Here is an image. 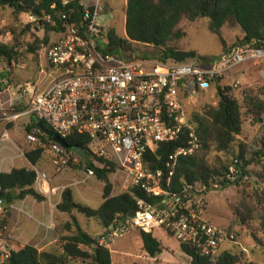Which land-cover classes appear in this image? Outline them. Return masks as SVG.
<instances>
[{"label":"built area","instance_id":"2783aa9c","mask_svg":"<svg viewBox=\"0 0 264 264\" xmlns=\"http://www.w3.org/2000/svg\"><path fill=\"white\" fill-rule=\"evenodd\" d=\"M72 1L64 0L62 6ZM82 3L79 21L72 20V15L63 9L41 15L24 13L36 27L51 29L54 39L42 49L48 71L59 74L44 90L30 82L24 83L19 96L27 99L26 107L0 117V121L30 115L45 121L61 138L71 133L85 135L89 138L86 151L90 159L113 162L125 177L123 188L137 186L160 200L156 205L139 201L135 216H127L111 230L115 236L118 229L121 235L127 227L148 233L162 230L180 245H189L202 257L215 259L220 245L232 241L235 235L204 218V191L222 190L235 181L241 175L238 161L234 160L210 187L202 183H197L198 188L197 184H188L184 191L175 192L161 186L163 170L148 168L145 155L154 152L160 144L178 140L180 133L187 130V146L177 148L165 161L169 187L179 157L191 155L198 148L194 126L186 120L182 98L208 92L215 80L220 84L242 64L264 63V46L235 45L203 63L194 59L165 62L126 56L108 49V27L99 22L97 3ZM0 64H5L1 57ZM13 64L12 60L8 65ZM261 73L264 75V69ZM231 84L236 87L240 81L235 79ZM38 133L39 130L31 129L26 141L32 147L41 146L57 171L79 162L75 149L65 148L53 140L46 145ZM32 170L36 173L34 187L42 194L43 185H48L46 174L34 167ZM85 174L86 177L94 175L93 170L87 169ZM1 193L0 188V249H9L7 242L12 236L5 222L9 211L14 208L30 218L32 215L22 207L6 204ZM6 256L2 254L1 259Z\"/></svg>","mask_w":264,"mask_h":264},{"label":"trees","instance_id":"16d2710c","mask_svg":"<svg viewBox=\"0 0 264 264\" xmlns=\"http://www.w3.org/2000/svg\"><path fill=\"white\" fill-rule=\"evenodd\" d=\"M63 1L0 0V7L11 8L17 16L27 12L41 15L43 12L53 13L56 10L63 9L67 15H72V20L79 21L84 8L82 0H73L64 7L62 6ZM53 5H55L54 9L52 8ZM202 18L208 20V29L218 35L224 47L225 41L221 30L223 25L230 20H233L243 33V36L237 40L235 45L246 47L264 46V0H127L125 7V37H120L116 29L109 26L106 30L107 47L111 51L122 52L124 55L131 57L135 56L134 52L137 50L134 46L150 47L153 49L152 57L165 62L170 61L173 59L175 51L179 50L177 43L185 36V32L179 28V23L182 20L194 22ZM45 29L47 31L51 30L49 27ZM37 40L29 45L31 52L37 51L41 47ZM16 48V44L0 42V57L5 63L10 64L16 57ZM144 53L142 52V56L145 58L147 55ZM214 84L220 91L217 105L207 106L201 111L194 112L188 120L194 126L198 148L191 155L179 157L174 173L170 178L169 187L166 186L168 172L165 170V161L168 155L177 148L187 146V130L184 129L180 133L178 140L160 144L154 152L150 151L145 155L148 168L163 170L161 179L163 188L182 192L188 184L194 186L197 183H202V185L210 187V184L218 176L223 175L228 170V166L234 160L238 161L241 175L228 185H223L224 188L238 185L244 176L248 177L245 166L249 162L244 157L242 147L237 157L226 164L216 158L215 163L217 164L210 165L208 164V156L211 152H216V154H230L233 152L236 136L242 132V110L244 108L254 115L255 120L262 122L264 133V89L257 93V89L254 87V90L244 92L242 104L232 95L231 86L222 87L216 80ZM38 122L42 123V127L38 126ZM31 128L39 130L37 135L44 143L52 139L43 133L42 128L57 134L45 121L39 119L33 121L27 127V130L29 131ZM63 139L71 149H88L89 138L85 135L71 133ZM240 146L243 145L240 144ZM262 149H264V134ZM259 154L264 158L262 151H259ZM24 156L31 165L35 166L43 156V148L34 145L24 151ZM96 160L99 164H96L93 159L85 161L79 158V162L84 165L85 169L93 170L94 176L104 183L102 202L96 208L76 202L72 190L65 188L61 192V199L57 204L59 211L71 212L75 210L88 219L97 220L103 228L109 229L125 220L128 214L137 208L139 201L143 200L151 205L160 202L159 199L150 197L146 191L137 186H132L127 191L112 195V184L109 177L116 169V165L103 158H97ZM35 177L34 170L24 167H15L8 172L0 171L1 195L5 199V203L10 204L14 200L26 196H30L38 202L43 201L45 196L34 189ZM260 177L264 179V173ZM260 189L262 190V187ZM246 195V198H249L251 194ZM243 207L246 208L248 219L245 223L242 220L243 225L241 228L245 232L246 229L254 225V222L258 221L260 229L256 231L253 226L255 234H252V238L257 246L264 249V209L260 214L261 219L258 220L253 217L255 210L252 204L246 202ZM69 224H65L66 230H69ZM75 225L73 233H67L60 237L61 253L39 251L32 245H24L17 250L0 251V264H66L67 260H90L92 264H111L110 250L100 243V238L90 235L77 224ZM227 229L231 230L230 227ZM237 235L240 236V233ZM139 238L143 251L149 258H156L163 251L162 243L151 233L139 229ZM236 240L234 237L232 241ZM81 246H86L89 249L84 250ZM180 250L191 257V264L244 263L238 255L231 253L230 250L219 252L213 260L202 257L196 248L189 245L181 244ZM4 253L7 256L1 259V255ZM244 264L255 263L251 261Z\"/></svg>","mask_w":264,"mask_h":264},{"label":"rangeland","instance_id":"374dc122","mask_svg":"<svg viewBox=\"0 0 264 264\" xmlns=\"http://www.w3.org/2000/svg\"><path fill=\"white\" fill-rule=\"evenodd\" d=\"M87 5H98V19L99 22L106 26H112L116 29L120 37H125V7L127 0H82ZM179 28L185 32V36L177 43V46L182 51H190L196 54L194 60L197 63L206 62L212 58L221 55L225 49L235 46L237 40L243 36L241 29L238 25L230 20L222 27L221 34L225 41V47L218 35L212 33L208 29V20L206 18L198 19L194 22L182 20L179 23ZM37 40L40 43V48L37 51L31 52L29 45ZM54 36L50 31L36 27L30 23L27 17L23 15L17 16L9 7H0V42L6 44H16L17 55L13 59V65L7 63L1 64L0 69L9 72L10 76L7 78L2 89L0 100L8 105V109L0 111V117L8 116L10 114L20 112L26 107V103L14 104L10 100L12 93L13 99L19 97L18 93H22V85L30 82L39 90L48 88L58 76V72L49 70L44 57L43 47L48 42L52 41ZM40 41V42H39ZM105 44V41H104ZM39 45V44H38ZM138 46V45H137ZM135 49V57H143L142 52L147 55V58H153V49L150 47H137ZM264 69V63L256 64H242L236 67L227 77L221 82L220 86H231L232 95L243 104L244 92L257 89V93L264 89V75L261 73ZM237 72V73H236ZM4 73L2 77L6 76ZM235 78H238L240 84L232 86ZM16 93V96L15 94ZM259 97V96H258ZM21 98V97H20ZM218 88L213 85L206 93L195 94L193 97L184 96L182 98L183 108L185 110L186 120L191 118L194 112L201 111L207 106H216L218 102ZM27 100V99H26ZM12 102V103H11ZM242 132L236 136L233 152L230 154L211 152L208 156V164L216 165L215 159L222 163H227L233 158L237 157L240 148H243L244 157L249 162L245 166V172L248 177H244L237 185H231L222 190L208 189L204 192L205 209L204 218L213 224L220 227L231 228V232L235 235L236 241H226L220 245L219 252L230 250L231 253L236 254L244 263L254 262L255 264H264V249L257 246L252 238L255 234L253 226L256 231L260 229V223L254 222L251 228L244 230L241 228L242 223L248 219L246 208L243 207L244 203L253 205L255 210L253 217L261 219V212L264 209V179L260 177L264 173V158L259 154V151L264 153L262 149L263 129L262 122L255 120L254 115L247 112L244 108L242 110ZM30 116V115H26ZM26 117H19L17 120L10 122H2L3 129L8 130V135H3L0 145H6L7 148L0 153V159L4 156H13L17 152V148L13 145L22 146V143L27 149L24 140L26 135L30 132L27 127L31 122L26 123ZM34 129V128H31ZM36 130V129H35ZM18 141H20L18 143ZM27 143V142H26ZM49 142H45L48 145ZM243 145V146H240ZM218 156V157H217ZM8 160H5L7 162ZM11 163V160H9ZM96 164H99L95 161ZM229 163V162H228ZM14 166H25L27 169L32 167L40 172H44L47 181L50 185L55 186L60 193L65 188H70L73 193V198L76 202L86 204L92 208H96L102 202V187L103 182L98 180L94 175L86 177L85 167L81 162L70 164L68 167L57 171L52 165L50 155L43 152V156L39 163L35 166L31 165L25 159H15ZM2 169L7 167H1ZM110 182L112 184V195H116L127 191L123 188L125 177L115 169L110 175ZM262 187V190L260 189ZM198 188V184H197ZM35 189V187H34ZM46 189V186H45ZM36 190V189H35ZM46 193L47 189L44 190ZM246 194H251L246 198ZM30 197V196H29ZM251 198V199H250ZM61 199V198H60ZM58 210V209H57ZM59 211V210H58ZM74 215L79 213L75 210ZM61 212V211H59ZM68 213L67 222L64 223V233H73L77 224L81 229L94 237L100 238V243L105 245L111 253V264H191V259L184 256L180 250V244L169 234H164L162 230H154L151 234L160 240L163 245V251L156 256V258H149L142 248V243L139 238V228L127 227L124 233L119 229L116 231V236L110 231L109 234L105 232L112 229L103 228L100 223L91 218L88 219L80 215L77 219L73 217L71 212ZM243 220V221H242ZM76 222V223H75ZM69 224V230H66L65 224ZM240 233V236L237 235ZM104 235V237H102ZM60 235L57 239L55 246L50 250L51 252L61 253L62 244ZM82 249L88 250L86 246H81ZM14 249V248H12ZM0 251H5L0 249ZM186 255V254H185ZM243 263V264H244ZM66 264H92L90 260H67ZM242 264V263H238Z\"/></svg>","mask_w":264,"mask_h":264},{"label":"crops","instance_id":"0c3cea01","mask_svg":"<svg viewBox=\"0 0 264 264\" xmlns=\"http://www.w3.org/2000/svg\"><path fill=\"white\" fill-rule=\"evenodd\" d=\"M4 73H7V75L2 77ZM9 76H10L9 72H5V70L0 69V83L4 84L7 78H9ZM8 87L4 89H8ZM0 88L2 89L1 84H0ZM2 91H0V96L3 94L1 93ZM9 94H10V100L14 104H20V103L25 104V102L27 101L26 98H20V96L13 99L11 95L12 93H8V95ZM14 94L16 96V93ZM7 109H8V105L4 103V101L0 100V111H4L3 112L4 114L6 113L5 111ZM20 117H26V119H24L26 120V123L27 122L32 123L33 121L38 120L36 116L24 115ZM2 122H10V121L1 120L0 124H2ZM4 134L5 136H7L8 130L3 129V126L0 125V141L4 138L3 137ZM19 142L20 141H18V143ZM26 142L25 145L27 146V149L31 148L32 145ZM13 145L17 148V152L14 153L13 156L11 157L4 156L3 158L0 159V171L8 172L12 168H15L14 166L15 159H25L26 161H28L24 156L25 147L23 143L22 146L20 147L19 145H17L16 142H13ZM6 148H7L6 145H0V153H2ZM5 160L8 161L5 162ZM9 160H11V163H9L10 162ZM1 167H7V168L2 169ZM20 167L28 168L25 166H20ZM43 188L44 190L47 189L48 191L46 193H42L45 196V199L43 201L38 202L32 197L26 196L22 199H16L12 203H10L15 207H22L26 212L30 213L32 217L30 218L24 213H19L18 210L14 208L9 211L7 215L6 223L12 237L7 242V246L9 249H4L5 251L17 250L24 245H32L36 247L39 251L51 252L50 250L55 246L58 237L60 235L65 234L64 223L67 222L68 213L59 212L57 210V204L60 202V198H61L60 193L57 191L55 186H52L49 183L48 185H46V189H45V185L43 186ZM71 214H73L72 216L73 217L75 216V218L76 217L78 218L81 215V214L74 215L75 214L74 211H71ZM109 231L105 232V234H109L110 233ZM181 253L182 255L187 256L182 251Z\"/></svg>","mask_w":264,"mask_h":264},{"label":"water","instance_id":"95a60500","mask_svg":"<svg viewBox=\"0 0 264 264\" xmlns=\"http://www.w3.org/2000/svg\"><path fill=\"white\" fill-rule=\"evenodd\" d=\"M196 56V54L194 52H190V51H182V50H176L174 55H173V60L176 62H183L185 60L188 59H194ZM219 81V80H218ZM218 94H220V91L218 90ZM38 126L42 127V123L38 122ZM43 133L46 134L47 136L51 137V139L55 142H58L59 144H61L63 147L65 148H69V146L66 145L65 141L63 138H61L59 135L54 134L52 132H49L47 130H45L44 128H42ZM75 153L82 159H84L85 161H89L90 160V154L83 148H75ZM14 194V191H13ZM135 212L136 209H133L129 214L128 217L132 218L135 216ZM115 228V225L112 226V229ZM110 229V231L112 230ZM109 231V232H110Z\"/></svg>","mask_w":264,"mask_h":264},{"label":"bare ground","instance_id":"6f19581e","mask_svg":"<svg viewBox=\"0 0 264 264\" xmlns=\"http://www.w3.org/2000/svg\"><path fill=\"white\" fill-rule=\"evenodd\" d=\"M44 186V185H43ZM46 186V185H45Z\"/></svg>","mask_w":264,"mask_h":264}]
</instances>
